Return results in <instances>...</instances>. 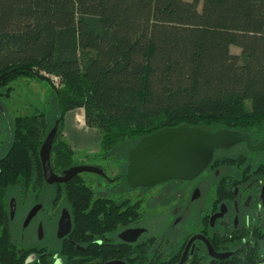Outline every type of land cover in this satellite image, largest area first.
I'll use <instances>...</instances> for the list:
<instances>
[{
  "label": "trees",
  "instance_id": "trees-1",
  "mask_svg": "<svg viewBox=\"0 0 264 264\" xmlns=\"http://www.w3.org/2000/svg\"><path fill=\"white\" fill-rule=\"evenodd\" d=\"M21 68L59 80L52 91L54 120L62 117L53 173L75 165L60 133L65 115L77 109L101 134L93 159L120 156L126 145L181 125L264 133V0H0V75L16 70L0 90L36 79ZM53 124L46 112L13 119L0 156V264L24 263L9 232L7 201L30 188L39 201L45 183L38 153ZM59 187L52 203L67 200L76 241L82 204L92 196L78 178ZM94 208L108 212L96 201L87 219H95ZM61 254L64 264L82 263L74 246Z\"/></svg>",
  "mask_w": 264,
  "mask_h": 264
},
{
  "label": "flooded vegetation",
  "instance_id": "flooded-vegetation-1",
  "mask_svg": "<svg viewBox=\"0 0 264 264\" xmlns=\"http://www.w3.org/2000/svg\"><path fill=\"white\" fill-rule=\"evenodd\" d=\"M242 134L252 147L264 142V133ZM84 158L74 166H93L103 175L72 178L92 196L89 206L82 204L76 241L67 200L52 203L64 184H45L52 188L47 204L40 201L45 188L39 201L35 188L25 195L16 190L8 198L9 232L23 264H64L61 253L69 246L82 255L80 264H264V148L249 152L242 143L215 152L193 180L136 189L125 181L127 155L123 173L112 178L101 163L116 157ZM83 176H90V183ZM96 201L105 203L108 212L94 208L95 219H87ZM36 207L39 210L27 220ZM90 247L96 255L87 252Z\"/></svg>",
  "mask_w": 264,
  "mask_h": 264
},
{
  "label": "water",
  "instance_id": "water-1",
  "mask_svg": "<svg viewBox=\"0 0 264 264\" xmlns=\"http://www.w3.org/2000/svg\"><path fill=\"white\" fill-rule=\"evenodd\" d=\"M33 74L36 79L46 83L52 90L55 86L49 76L39 74L32 69H23ZM11 70L0 75V84L13 74ZM62 117L55 120L39 149V161L46 185L65 184L82 173L103 175L93 166H74L62 172L61 176L53 173L50 154ZM245 143L249 152L260 151L264 142L252 147L247 135L220 129L213 133L198 127L181 125L166 128L142 137L127 153L125 181L132 189L152 188L170 181H190L198 177L211 163L215 152H225L234 146ZM39 210L34 208L27 220ZM69 221V220H68Z\"/></svg>",
  "mask_w": 264,
  "mask_h": 264
},
{
  "label": "rangeland",
  "instance_id": "rangeland-1",
  "mask_svg": "<svg viewBox=\"0 0 264 264\" xmlns=\"http://www.w3.org/2000/svg\"><path fill=\"white\" fill-rule=\"evenodd\" d=\"M191 2L192 0H186ZM201 9V5L199 10ZM230 53L235 56L241 55V50L237 47L231 46ZM10 89V92L6 96L5 89ZM59 88L55 86V89ZM3 90H0V156H2L10 142L13 132V119L16 117H25L31 115L32 112H46L48 113L53 122H55V117L58 115L55 114V99L52 95V89L44 82L39 81L38 79H33L29 77L21 78L17 81L10 82ZM71 116H74V123L67 125L64 123L63 129L60 133V138L66 143H71L74 145V161L82 162L87 160L84 158L88 157V161L93 160V155L97 154L90 151H82L81 143L90 136V138L101 136L99 131L92 130L87 128L84 125L82 112L72 113ZM66 120V118H65ZM78 145V146H76ZM132 147L126 145L124 151H122L120 156H115L116 159L111 163L102 162L101 166L106 170L109 178H112L116 175L122 174L126 165L125 154ZM86 181L90 183L91 177L83 176ZM168 185H173L170 183ZM168 185H159V186H168ZM52 188L46 187L44 195L41 198L43 204H47L51 199ZM16 226V223L15 225ZM19 230H21V227Z\"/></svg>",
  "mask_w": 264,
  "mask_h": 264
},
{
  "label": "crops",
  "instance_id": "crops-1",
  "mask_svg": "<svg viewBox=\"0 0 264 264\" xmlns=\"http://www.w3.org/2000/svg\"><path fill=\"white\" fill-rule=\"evenodd\" d=\"M75 112H80V113L82 112V117H83V121H84L83 110L77 109V110L71 111V112H69V113H67L65 115L64 123L66 125H67V122L69 124L70 123L73 124L75 122L74 121V116H71L72 113H75ZM65 118H66V120H65ZM84 125H85V123H84ZM92 130H96V129H92ZM96 131H98V130H96ZM100 141H101V136L100 135L99 136L95 135V137H93V138H90V136H89L86 139H84V141L81 143V150L82 151H90V150H92V152H94V153H99L100 152ZM67 144L70 146V148L74 152V150H75L74 148H76V147H74V145L71 144V143H67ZM76 146H78V145H76Z\"/></svg>",
  "mask_w": 264,
  "mask_h": 264
},
{
  "label": "built area",
  "instance_id": "built-area-1",
  "mask_svg": "<svg viewBox=\"0 0 264 264\" xmlns=\"http://www.w3.org/2000/svg\"><path fill=\"white\" fill-rule=\"evenodd\" d=\"M50 80L52 81V83L54 84V86H58L59 85V80L55 77H49Z\"/></svg>",
  "mask_w": 264,
  "mask_h": 264
}]
</instances>
